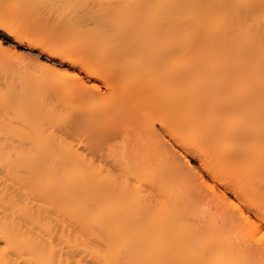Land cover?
Returning a JSON list of instances; mask_svg holds the SVG:
<instances>
[{
	"label": "bare ground",
	"instance_id": "1",
	"mask_svg": "<svg viewBox=\"0 0 264 264\" xmlns=\"http://www.w3.org/2000/svg\"><path fill=\"white\" fill-rule=\"evenodd\" d=\"M107 1L105 31L66 45L0 15L101 81L0 90V134L30 145L0 143V264H264V0Z\"/></svg>",
	"mask_w": 264,
	"mask_h": 264
},
{
	"label": "rangeland",
	"instance_id": "2",
	"mask_svg": "<svg viewBox=\"0 0 264 264\" xmlns=\"http://www.w3.org/2000/svg\"><path fill=\"white\" fill-rule=\"evenodd\" d=\"M116 7L117 10L118 7L120 8L118 3L115 2L110 3V1L107 0L104 1L103 0L101 1L99 0L60 1L59 0L58 1L57 0L52 3L40 2L39 0H0V15L1 17H4L6 19H10L9 22H12V24L14 23V26L17 27L19 32H22L24 34L26 33L28 34V32H30L33 33V35L36 34L35 36L43 37L49 42L52 43L56 42L61 45H66L71 42L73 43L75 36L85 37L94 34L96 32H104L106 29L105 20L109 18L110 14H112L113 11L114 12L116 11L115 10ZM4 13L8 15H5ZM0 42L2 44V48H0V77L3 79L5 78V82H3V80L0 82V85L2 86V88L0 87V90H4L6 86H9V88H11V85H14L16 86V88H19L17 89V91H19L20 89L22 91V87L24 88L26 87L25 86L26 77H28L27 79H30V75L35 78L37 76L41 77L43 75L42 73L44 72V70H46L47 72L53 71V73L56 71H59L63 74L65 72L66 74L70 73L71 75H74L76 79L79 78L85 84V86H90L94 83L97 85H101L100 80L95 79L94 77L91 76L90 77L87 76V74H85L82 70L80 71L78 69L79 68L78 66L70 65L68 62H61V60L57 59L56 57L53 58L49 54L42 52L38 47L28 46L26 40L19 42L18 40H16L15 36L5 32V30L3 31V29L1 28H0ZM8 69L9 72H7ZM23 74L24 75L27 74V75L24 77ZM34 81H32V84ZM32 86L36 88L35 85ZM44 88L45 87H43L42 90L39 87L38 92L42 90L43 93L40 94L41 96H43L44 94L46 99L43 98L44 96L41 97L40 95H39L40 97L37 96V98L40 101V105L42 101L43 102L44 100L45 102L47 101V103H45L47 104L45 107L47 108V106L49 105L48 106V110H49L50 105L52 108L55 105V102H57L56 100L59 99V94H56L54 89L53 88L51 89V87L50 88L47 87L49 89L45 90L44 92ZM25 91L28 92L29 90H25ZM32 91L33 89L30 90L28 93L30 92L32 93ZM32 96H34V94ZM8 121H9V127L15 128L17 130L19 128L21 129V127L25 125V122L23 124V120L22 122H20L21 120L17 121V119H15V116H12L10 113H9ZM25 127L24 129L26 130ZM46 129L48 130V127H46ZM52 130L58 131V128L55 127V129ZM25 132H28V130H26ZM114 140L115 143L111 144L110 142H108L110 144H107V146L105 145L106 147H104L103 149L104 158L106 159L105 161L107 163H109V161L110 163L113 162L111 158L112 157L116 158L117 155L120 156L122 153L121 150H123V148L120 147L121 143L120 142L118 143L117 141L118 139L117 140L114 139ZM0 143L7 145L9 150H11L12 152H15V150L20 147L27 149L30 148L29 142L22 141L20 139L18 140V138H14L12 135L6 137L5 135L0 134ZM174 147L175 149L179 150L176 146ZM189 160L192 166L199 169L197 160L195 161V159L192 158H189ZM76 230L79 232L78 234H80V232L84 234L83 232L84 230H80V229H76ZM60 232L58 231V234ZM67 232H69L68 234L71 235L72 234L76 235L77 233L75 232L74 229H70ZM66 233L64 232V235ZM71 235L68 236L66 234L65 237L66 236L72 237ZM83 236L84 238L86 237L85 235ZM73 237L75 236L73 235ZM73 237L71 239H74ZM84 238L82 240V243L88 250L94 247L95 248L98 247L97 249H100V246L98 244L93 242L91 245V242L87 240L88 238L86 239ZM90 259L88 258L89 260L88 261L85 258L87 263L88 262L90 263V261L92 260Z\"/></svg>",
	"mask_w": 264,
	"mask_h": 264
}]
</instances>
